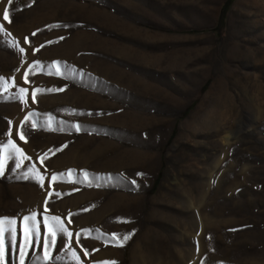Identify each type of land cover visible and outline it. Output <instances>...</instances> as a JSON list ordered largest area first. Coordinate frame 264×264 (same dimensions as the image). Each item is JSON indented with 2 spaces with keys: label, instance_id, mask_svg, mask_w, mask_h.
Returning <instances> with one entry per match:
<instances>
[{
  "label": "rangeland",
  "instance_id": "obj_1",
  "mask_svg": "<svg viewBox=\"0 0 264 264\" xmlns=\"http://www.w3.org/2000/svg\"><path fill=\"white\" fill-rule=\"evenodd\" d=\"M0 23V145L31 157L0 148V264L33 212L25 264H264V0H0ZM44 215L74 233L50 259Z\"/></svg>",
  "mask_w": 264,
  "mask_h": 264
},
{
  "label": "snow or ice",
  "instance_id": "obj_2",
  "mask_svg": "<svg viewBox=\"0 0 264 264\" xmlns=\"http://www.w3.org/2000/svg\"><path fill=\"white\" fill-rule=\"evenodd\" d=\"M34 2V0H33ZM2 20L5 22L10 23V14L9 11L6 9L2 13ZM0 33H3L4 35H8L4 24L0 23ZM35 35V33H33ZM63 39V38H61ZM27 40V38H26ZM13 47L18 46V42L13 40L12 41ZM19 51L21 53H25V49L23 47H19ZM41 61H34L32 62V66H40ZM61 62L57 61L53 65H49V69L51 67L56 68V74L58 75H63V72L61 71V68L59 67ZM24 80H28V72L26 71L24 74ZM0 83H4V78H0ZM38 91V90H37ZM29 90L25 87H20L19 88V98L23 99L27 94ZM28 117H25V120H27ZM77 131H79V126H77ZM24 135L21 133L20 139H24ZM0 148L4 149H12L13 153H15L17 156H19V159L16 161V167L20 168L22 166V161L24 160H31V157H27L24 153L23 150L18 148L15 141L9 140L7 144L0 145ZM40 163H43V160L40 161ZM5 168V161L0 159V174L3 173ZM75 171V170H72ZM26 175L29 176H34L38 182L43 183L44 182V176L40 174L39 169L36 168L35 165L32 166V169L29 170V173ZM85 177V182H87V177L88 173L85 171L83 173ZM55 179V177H53ZM135 184V182H132ZM45 211H47V208H45ZM38 214L36 212L31 213L30 215L24 216L22 218L23 220V232H24V244L23 246L19 247L18 252V260L19 264H25V249H29L33 247V245L36 243V240L34 237H37L40 233V221L37 218ZM71 214H69L70 218ZM54 222V223H51ZM17 219L16 218H9V217H0V261H3V258L5 256L6 252V241H7V236H11L13 240H15L16 235H17ZM43 224L47 227V232L48 235L43 239V248H44V259H50L51 257L49 256V248L55 247L57 243V233H63L65 236L68 238V243L71 244V241L74 237L73 231H71L65 224V221L63 218L60 216L56 215H44L43 216ZM86 231H95V230H86ZM102 236L104 234H101ZM112 238L117 240V242L122 246L123 242L126 241L127 239L130 238L128 234L124 235L123 240H119L118 234H111ZM76 239H79V234H76ZM85 254L87 255V251L85 250ZM73 258L76 260H80V257L76 254L75 248H73ZM82 264V262H81ZM97 264H115V262H110V261H100L97 262Z\"/></svg>",
  "mask_w": 264,
  "mask_h": 264
}]
</instances>
